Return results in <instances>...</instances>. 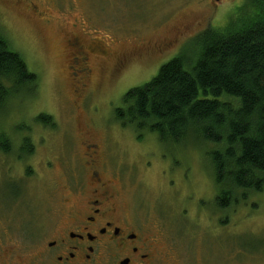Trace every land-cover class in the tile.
Listing matches in <instances>:
<instances>
[{"label": "rangeland", "instance_id": "374dc122", "mask_svg": "<svg viewBox=\"0 0 264 264\" xmlns=\"http://www.w3.org/2000/svg\"><path fill=\"white\" fill-rule=\"evenodd\" d=\"M233 1L0 0V33L38 78L32 96L0 102V134L12 149L0 152V245L26 258L49 238L38 228L60 207L61 187L78 170L83 178L81 153L89 140L119 174L124 211L157 236L160 264H264V188L223 211L222 221L213 145L162 143L134 132L114 112L128 89L148 82L186 53L197 33L222 22ZM74 39L108 49L90 58L92 77L76 92L68 66L77 67L65 48ZM42 114L54 128L35 120ZM25 138L32 153L18 159Z\"/></svg>", "mask_w": 264, "mask_h": 264}, {"label": "trees", "instance_id": "16d2710c", "mask_svg": "<svg viewBox=\"0 0 264 264\" xmlns=\"http://www.w3.org/2000/svg\"><path fill=\"white\" fill-rule=\"evenodd\" d=\"M231 7L222 22L195 35L186 53L128 89L114 109L134 132L154 134L162 143L213 145L209 159L222 221L228 217L223 211L264 188V0H235ZM37 88V76L0 33V102H19ZM35 120L55 127L51 116ZM22 144L18 159L32 153L27 138ZM0 152L12 153L4 133Z\"/></svg>", "mask_w": 264, "mask_h": 264}, {"label": "flooded vegetation", "instance_id": "af4514ba", "mask_svg": "<svg viewBox=\"0 0 264 264\" xmlns=\"http://www.w3.org/2000/svg\"><path fill=\"white\" fill-rule=\"evenodd\" d=\"M74 40L67 41L65 48L77 67L68 66L71 80L76 78V92L79 86L87 87L92 77L90 58L105 56L108 49L92 42L86 47ZM81 158L83 178L78 170L74 180L61 187L60 207L38 228L49 238L26 258L0 245V264H160L157 236L147 223L132 221L123 209V185L115 168L109 167L108 154L86 140Z\"/></svg>", "mask_w": 264, "mask_h": 264}, {"label": "bare ground", "instance_id": "6f19581e", "mask_svg": "<svg viewBox=\"0 0 264 264\" xmlns=\"http://www.w3.org/2000/svg\"><path fill=\"white\" fill-rule=\"evenodd\" d=\"M34 150V149H33Z\"/></svg>", "mask_w": 264, "mask_h": 264}]
</instances>
